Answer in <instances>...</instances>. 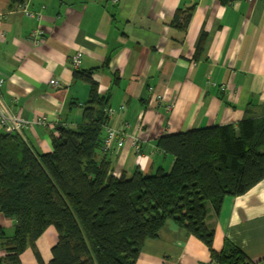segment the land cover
<instances>
[{
	"label": "crops",
	"instance_id": "1",
	"mask_svg": "<svg viewBox=\"0 0 264 264\" xmlns=\"http://www.w3.org/2000/svg\"><path fill=\"white\" fill-rule=\"evenodd\" d=\"M24 4L40 17L29 18L18 4L0 0V98L25 121L46 118V127L32 124L20 135L36 153H50L51 138L60 128L81 123L89 85L75 80L74 71L82 75L94 70L91 77L98 92L108 97V107L115 111L109 125L125 134L122 147L96 155L98 162H110L116 177L129 178L136 169L148 175L169 170L173 158L157 145L162 137L236 125L262 113L264 0ZM178 10H191L186 25ZM36 29L44 37L39 45L29 38ZM77 52L81 63L74 70L72 57ZM51 80L61 87H52ZM206 211L215 252L228 241L248 264H264V179L241 196L225 197L217 215L210 205ZM13 226L12 219L0 214L2 230ZM56 239L52 226L37 239L44 263L51 259ZM4 255L0 250V258ZM210 258L200 240L169 221L156 238L144 241L135 264H205ZM20 262L37 264L30 249L20 255Z\"/></svg>",
	"mask_w": 264,
	"mask_h": 264
},
{
	"label": "trees",
	"instance_id": "2",
	"mask_svg": "<svg viewBox=\"0 0 264 264\" xmlns=\"http://www.w3.org/2000/svg\"><path fill=\"white\" fill-rule=\"evenodd\" d=\"M177 14L186 25L191 10ZM93 71H74L75 80L89 85L88 100L81 123L51 138L50 153L34 152L19 134L0 133V214L14 221L11 235L0 228V264H21L27 249L37 264H135L144 241L169 221L200 240L219 264H248L228 241L213 250L206 204L217 215L225 197L241 196L264 179V108L236 125L162 137L157 145L173 158L169 170L116 177L109 161L96 160L109 107ZM49 226L57 239L44 263L35 243Z\"/></svg>",
	"mask_w": 264,
	"mask_h": 264
},
{
	"label": "built area",
	"instance_id": "3",
	"mask_svg": "<svg viewBox=\"0 0 264 264\" xmlns=\"http://www.w3.org/2000/svg\"><path fill=\"white\" fill-rule=\"evenodd\" d=\"M112 3H117L118 0H111ZM18 10L23 13L25 16L29 18H36L38 19L40 17V14H35L28 10L26 4L19 5ZM30 41L34 43L35 45H39L44 41L43 34L40 30L36 29L31 32ZM81 54L77 52L72 57V67L74 70L79 69L80 63H81ZM3 80L0 79V86L2 84ZM49 84L54 88L61 87V84L57 80H51ZM168 108V107H167ZM123 107H120L119 110L121 111ZM106 116L108 117L107 122L105 123L103 130V141L101 143V153L103 155H106L108 152H110L113 148H120L124 144V137L125 134L120 131L112 128L109 125V120L111 116L114 114V110L111 108H107L104 110ZM39 125L42 127H46L48 125L47 120L45 117H36L32 122H28L23 120L20 116L11 113L6 106L3 104L1 98H0V126L5 132L9 133H16L21 135L24 128L30 126V125ZM131 145L136 150V152H139V147L135 143V140L131 141ZM205 264H219L217 260L214 258H210Z\"/></svg>",
	"mask_w": 264,
	"mask_h": 264
},
{
	"label": "rangeland",
	"instance_id": "4",
	"mask_svg": "<svg viewBox=\"0 0 264 264\" xmlns=\"http://www.w3.org/2000/svg\"><path fill=\"white\" fill-rule=\"evenodd\" d=\"M0 129L3 131V129L1 128V126H0ZM208 205H209V203L206 204V206H208ZM12 231L13 230H8V231H5V232H6L7 235H11L12 234Z\"/></svg>",
	"mask_w": 264,
	"mask_h": 264
}]
</instances>
